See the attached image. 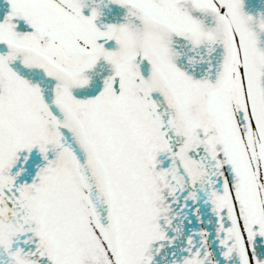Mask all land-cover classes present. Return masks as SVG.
Segmentation results:
<instances>
[{
    "label": "snow or ice",
    "instance_id": "1",
    "mask_svg": "<svg viewBox=\"0 0 264 264\" xmlns=\"http://www.w3.org/2000/svg\"><path fill=\"white\" fill-rule=\"evenodd\" d=\"M0 264H264V0H0Z\"/></svg>",
    "mask_w": 264,
    "mask_h": 264
}]
</instances>
